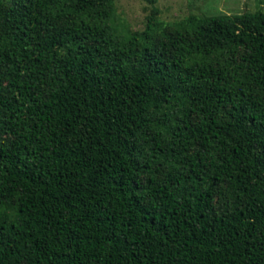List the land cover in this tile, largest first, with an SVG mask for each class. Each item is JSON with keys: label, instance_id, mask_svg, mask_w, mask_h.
Returning a JSON list of instances; mask_svg holds the SVG:
<instances>
[{"label": "trees", "instance_id": "trees-1", "mask_svg": "<svg viewBox=\"0 0 264 264\" xmlns=\"http://www.w3.org/2000/svg\"><path fill=\"white\" fill-rule=\"evenodd\" d=\"M141 1L0 0V264H264V13Z\"/></svg>", "mask_w": 264, "mask_h": 264}, {"label": "rangeland", "instance_id": "rangeland-1", "mask_svg": "<svg viewBox=\"0 0 264 264\" xmlns=\"http://www.w3.org/2000/svg\"><path fill=\"white\" fill-rule=\"evenodd\" d=\"M114 23L119 30H141L149 7L141 0H113ZM158 21L173 24L189 15L263 12L264 0H158Z\"/></svg>", "mask_w": 264, "mask_h": 264}]
</instances>
